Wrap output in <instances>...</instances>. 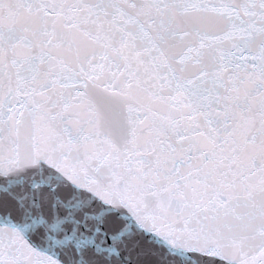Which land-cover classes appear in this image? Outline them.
<instances>
[{
    "label": "snow or ice",
    "instance_id": "6c2138e0",
    "mask_svg": "<svg viewBox=\"0 0 264 264\" xmlns=\"http://www.w3.org/2000/svg\"><path fill=\"white\" fill-rule=\"evenodd\" d=\"M0 264H264V0H0Z\"/></svg>",
    "mask_w": 264,
    "mask_h": 264
}]
</instances>
